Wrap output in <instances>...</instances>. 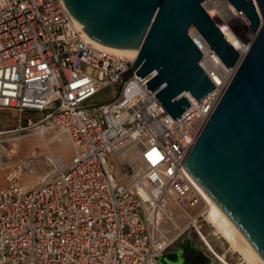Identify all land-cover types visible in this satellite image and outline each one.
I'll return each mask as SVG.
<instances>
[{
  "label": "built area",
  "instance_id": "obj_1",
  "mask_svg": "<svg viewBox=\"0 0 264 264\" xmlns=\"http://www.w3.org/2000/svg\"><path fill=\"white\" fill-rule=\"evenodd\" d=\"M136 57L137 50L118 54L85 38L63 0H0V109L46 112L73 146L69 162L28 189L20 177L35 155L7 167L0 264H157L177 239L166 225L180 213L158 219L155 210L202 215L192 211L202 192L183 164L235 70L220 60L206 70L200 60L211 80L217 76L215 87L197 101L182 93L191 106L173 119L146 88L153 73L120 83ZM110 87L108 98L93 102ZM9 132L0 131V156ZM128 149L140 164L121 157L125 179L114 157Z\"/></svg>",
  "mask_w": 264,
  "mask_h": 264
},
{
  "label": "water",
  "instance_id": "obj_2",
  "mask_svg": "<svg viewBox=\"0 0 264 264\" xmlns=\"http://www.w3.org/2000/svg\"><path fill=\"white\" fill-rule=\"evenodd\" d=\"M204 0H63L92 40L137 50L130 69L149 73L146 88L174 119L215 86L200 65L193 27L225 67L235 72L193 143L183 166L264 260V0H229L255 36L246 53L226 38ZM181 95V96H180ZM185 237L157 264H211L202 244Z\"/></svg>",
  "mask_w": 264,
  "mask_h": 264
},
{
  "label": "rangeland",
  "instance_id": "obj_3",
  "mask_svg": "<svg viewBox=\"0 0 264 264\" xmlns=\"http://www.w3.org/2000/svg\"><path fill=\"white\" fill-rule=\"evenodd\" d=\"M241 19L235 17L229 18L230 28L239 37H243L247 32L251 31L247 23H245V20L243 22V19ZM116 87L118 89L119 86L117 85ZM112 93L113 88L104 89L93 98V102H102ZM5 130H9L10 132L5 134L8 138V142L5 144L6 151L0 156V188L4 185L3 174L7 167L14 164L17 160L32 154L35 155L33 159V170L35 174L32 176H29L30 174L27 172L22 174L25 179L28 180L27 187L41 182L48 173L55 170V165L50 163L47 154L50 155V153H52L58 156L59 152L54 145L56 140L61 138L64 133L51 118H46V112L26 111L19 113L12 109H0V131ZM41 132L44 133L43 140L46 145L40 139L39 134ZM69 146L70 153L68 157L63 159L64 164L70 161L73 154V148L71 145ZM135 154L137 156L136 152ZM121 157L132 162V160L124 154L120 156L117 155V157L115 156L114 158L116 160V158L121 159ZM119 159L116 161L117 167L115 168L125 179H129L130 171L119 162ZM203 207V204L197 205L192 208V211L197 213L201 211ZM176 222L177 228L174 227V222L168 221L166 226L170 231L169 234L174 236L178 233L179 228L184 229L178 233L176 237H179L184 231H190L194 240L201 243L207 253L214 258V264H247L245 258L233 249L225 237L217 232L216 227H214V224L206 217V214L200 216L194 214L191 215V217L179 218ZM196 229L199 232H197Z\"/></svg>",
  "mask_w": 264,
  "mask_h": 264
},
{
  "label": "bare ground",
  "instance_id": "obj_4",
  "mask_svg": "<svg viewBox=\"0 0 264 264\" xmlns=\"http://www.w3.org/2000/svg\"><path fill=\"white\" fill-rule=\"evenodd\" d=\"M207 13L214 20V22L217 24V26L220 28V30L223 32L226 38L233 44V46L239 51V53L243 55L245 50L248 48L250 42L253 40L255 36V32H251V31L247 32L243 37H239L234 33V31L230 28L229 18L235 17L241 19L242 17L240 13L235 9V7L230 3H227L226 5H224V7L221 8L208 6ZM189 34L192 37V39L195 41V43L198 45L200 50L202 51L203 57L201 59V65L206 70H211L212 68L215 69L216 66L215 62H219L218 57L213 53V51L210 49L208 44L204 41L201 35L193 27L189 29ZM85 38L87 39L89 38L86 35V33H85ZM104 47L118 54L136 53V50L133 49H121V48L109 47L105 45ZM236 66L237 64L232 68V71L236 69ZM212 80H217V76L212 77ZM62 132L64 133L63 136L57 139L54 145L56 150L59 152L58 156L52 153H50V155L47 154L48 160L50 161V163L55 165V168L64 165L63 159L69 156L70 153L69 145L72 146V144H70L71 141L69 142L70 139L67 133H65L63 130ZM39 136L40 139L44 142L43 140L44 133L41 132ZM44 144L46 145L45 142ZM47 149L50 152L48 147ZM121 154L128 156L129 159L132 160L133 164L134 163L135 165L140 164V161L138 159V156H136L135 151L129 149L125 151H121L119 152L118 156H120ZM117 159L119 158H116V161ZM29 174H30L29 176H32L33 174H35V171L32 169L31 173ZM49 174L50 173H48L47 175ZM20 178L23 189H28L29 187H31V185L27 187L28 180L25 179L23 175ZM196 185L201 190L203 195V200L201 201L200 204H203L204 207L201 209V212L202 214H206V217L214 224V227H216L217 232L220 233V235H222L223 237H225L226 240L231 244L233 249L239 252L245 258L247 264H264V260L261 258V256L256 252V250L251 246V244L246 240V238L241 234V232L236 228V226L231 222V220L226 216V214L220 209V207L214 202V200L208 195V193L201 186H199V184ZM163 211H165L167 215H170V213L175 215H177V213L178 214L180 213L179 215L180 218H187V213L181 212L177 208L173 210L171 206L165 208H162L161 206L157 210H155L156 218L160 219L163 214ZM171 217L173 218L174 216ZM173 222L175 225L174 227L177 228L178 226L176 220L174 219ZM183 229L184 228H179L178 233H180ZM177 234H175L173 237H176Z\"/></svg>",
  "mask_w": 264,
  "mask_h": 264
},
{
  "label": "flooded vegetation",
  "instance_id": "obj_5",
  "mask_svg": "<svg viewBox=\"0 0 264 264\" xmlns=\"http://www.w3.org/2000/svg\"><path fill=\"white\" fill-rule=\"evenodd\" d=\"M191 237L192 241H191V245L192 246H196V245H199L201 243L199 242H196L193 238V236L190 234V231H184L179 237H177V239L175 240V242L173 243V245L168 249V250H173L175 248L176 245H178L185 237ZM167 250V251H168ZM211 264H214V262H212Z\"/></svg>",
  "mask_w": 264,
  "mask_h": 264
}]
</instances>
